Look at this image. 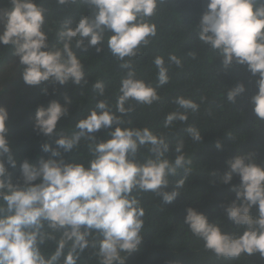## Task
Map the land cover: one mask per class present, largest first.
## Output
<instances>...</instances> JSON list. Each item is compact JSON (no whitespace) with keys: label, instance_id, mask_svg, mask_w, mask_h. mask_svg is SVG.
I'll use <instances>...</instances> for the list:
<instances>
[{"label":"clouds","instance_id":"obj_1","mask_svg":"<svg viewBox=\"0 0 264 264\" xmlns=\"http://www.w3.org/2000/svg\"><path fill=\"white\" fill-rule=\"evenodd\" d=\"M8 2L10 7L0 10V44L11 46L12 55L19 58L25 84L71 82L83 90L89 85L82 59L87 56L78 57L75 50L95 47L99 54L101 44L107 45L124 74L114 106L106 97L104 80H95L91 87L101 99L70 133L57 132V125L69 116L67 105L72 99L65 95L64 105L52 100L46 108L38 106L33 130L46 137L57 135L56 147L46 142L41 150L50 153L48 159L20 162L15 182L9 171L18 163L6 136L9 112L0 106V264H79L89 249L94 250L97 264H125L126 256L143 241L142 194L152 193L171 203L193 172L184 139L174 144L168 140L175 123L187 125L183 131L194 144L203 139L201 130L188 120L189 112H199L206 102L204 96L200 103L184 95L173 97L176 110L167 113L163 123L167 133L125 119L136 105L160 103L158 89L169 84L170 66L183 67L176 54H168L167 64L163 55L154 56L153 85L140 77L133 64V58L157 36L152 17L165 0H56L59 5H82L84 10L78 18L63 20L51 42L53 28L42 3ZM195 32L200 45L221 59L225 68L233 63L247 65L253 76L259 75L258 92L250 102L255 115L264 120V0H208ZM188 55L197 59L195 51ZM43 91L48 94L46 88ZM56 91L54 87L53 94ZM244 92L242 83L227 88L226 101L234 105ZM101 129L108 130L104 139L95 135ZM81 147L87 150L86 159L65 161L64 153H76ZM216 147H222L219 141ZM253 157V153L234 157L221 180L227 185L233 174L239 177V185L232 189L235 199L224 210L241 231L228 233L221 222H209L193 207L186 209L184 225L217 259L238 260L256 253L264 258V163L257 164ZM181 172L173 190L165 191ZM254 206L256 214H252Z\"/></svg>","mask_w":264,"mask_h":264},{"label":"trees","instance_id":"obj_2","mask_svg":"<svg viewBox=\"0 0 264 264\" xmlns=\"http://www.w3.org/2000/svg\"><path fill=\"white\" fill-rule=\"evenodd\" d=\"M36 2L48 9V26L53 28L50 42L54 41V33L63 20L78 18L84 10L82 5H59L56 0ZM207 2L165 0V4L160 5L157 14L152 17L157 24V36L148 48L142 50V54L133 58L140 77L153 85L156 83V69L152 64L154 56L163 55L167 64L168 54L173 53L181 58L183 64L182 68L170 66L169 84L158 89L162 97L160 103L151 107L136 105L135 112L125 117L132 120L134 126H149L155 132L167 133L169 130L163 128V123L166 114L176 110L173 97L184 95L197 103H200L202 96L207 100L200 104L199 112H189L188 124L201 130L203 139L200 144H194L187 137L183 131L187 125L179 122L175 123L168 136L170 144L184 139L185 151L193 159V172L180 195L171 203H164L162 197H155L152 193L142 194L140 198L145 209L143 241L138 250L126 256L125 264H264V258L259 253L242 255L238 260L217 259L213 253L204 250L203 242L194 237L183 223L186 209L193 207L205 214L209 222H221L226 232L241 231L224 210L235 199L232 189L234 185H239V177L233 174L232 181L227 185L221 183L222 177L229 171L228 162L237 155L253 153L257 164L264 163V120L255 115L250 102V98L258 92L256 81L259 75L253 76L247 65L233 63L225 68L221 59L200 45L195 26L207 10ZM9 7L8 0H0V10ZM2 28L0 24V30ZM98 46L103 48L99 54L95 47L87 52L75 50L78 57L87 56L82 59L89 85L81 90L71 82L65 85H52L49 82L39 86L25 84L18 66L19 58L12 55L11 46L0 44V106L6 107L9 112L6 136L14 156L18 158L17 167L9 168L13 182L20 175V162L24 159L37 164L40 158L50 157V153L41 150L42 144L47 142L56 147L57 135L46 137L33 130L38 106L46 108L52 100L64 105L65 95L72 99L73 103L67 105L69 116L62 118L57 125V132L65 130L69 133L76 122L95 106L96 99H101L91 87L96 79L104 80L106 97L114 106L124 70L114 62L106 44ZM194 51L197 54L195 60L188 55ZM241 83L245 86V92L236 97L234 105L229 104L226 101L227 88H235ZM54 87L57 90L55 94ZM45 88L47 95L43 91ZM106 131L101 129L95 135L104 139ZM217 141L222 145L219 149L216 147ZM63 156L66 162H71L73 158L86 159L88 153L86 148L81 147L78 152L64 153ZM182 175V172L179 173L164 190L171 192L174 179L178 180ZM256 213L254 206L252 214ZM93 253L92 249L86 251L79 264H97Z\"/></svg>","mask_w":264,"mask_h":264}]
</instances>
